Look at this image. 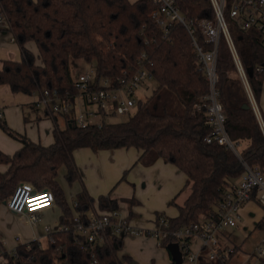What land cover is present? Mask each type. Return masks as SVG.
I'll return each instance as SVG.
<instances>
[{
    "label": "trees",
    "instance_id": "obj_1",
    "mask_svg": "<svg viewBox=\"0 0 264 264\" xmlns=\"http://www.w3.org/2000/svg\"><path fill=\"white\" fill-rule=\"evenodd\" d=\"M177 4L188 18L215 19L212 0H177ZM157 7L154 0H0V12L6 14L21 51L20 60L5 59L0 69V85L8 84L13 92L32 95L48 86L61 94L76 93L72 58L94 62L98 77L116 79L124 70L134 71L143 52L157 82L155 90L138 101L129 119H103L101 125L82 127L71 115L65 116L66 126H55L49 145L14 131L0 116V127L22 142L11 155L0 149V165L6 166L0 170V200L5 203L19 184L27 182L37 190L52 191L62 211L59 228L47 233L44 245L34 239L11 251L4 246L3 264H132L129 255L120 254L124 237L111 234L104 243H88L77 234L74 217L87 220L95 200L83 188L69 204L57 177L64 166L70 185L79 179L74 159L78 148L136 147L143 151L139 161L144 165L162 158L182 170L187 175L183 190L188 195L180 204L176 196L170 201L178 207V214L157 215L167 217L170 230L208 214L243 174L244 163L264 171V130L224 33L218 44L217 88L230 137L247 141L240 155L206 141L210 127L205 111L198 110L197 104L209 90L208 80L197 67L186 28L175 23L165 36L152 16ZM225 19L249 86L259 101L264 85L263 33L255 27L241 29L228 7ZM29 41L36 43L38 54L26 46ZM98 201L102 210L119 209L115 199L101 195ZM173 239H165L163 246ZM233 246L236 254L240 245ZM206 253L204 248L198 264H222L209 260ZM259 260L264 264V255Z\"/></svg>",
    "mask_w": 264,
    "mask_h": 264
},
{
    "label": "built area",
    "instance_id": "obj_2",
    "mask_svg": "<svg viewBox=\"0 0 264 264\" xmlns=\"http://www.w3.org/2000/svg\"><path fill=\"white\" fill-rule=\"evenodd\" d=\"M158 7L152 16L156 23L168 36L170 27L177 23L183 25L192 39L197 67L206 76L209 83L208 92L197 104L198 110H204L210 131L206 136L208 143H216L227 149H231L240 155L241 141L230 137L226 128V113L219 99L217 88V55L221 32L224 33L234 57L239 74L245 83L250 102L257 114L261 127L264 130V119L255 107L253 92L249 86L246 72L234 46L232 36L225 19V9L230 10V17L243 30L255 27L263 33L264 38V0H212L215 19L188 18L180 9L177 0H154ZM0 28L11 33V40L16 42L10 22L5 13L0 12ZM202 40L201 41V37ZM209 45L210 47H207ZM151 61L147 59L145 52L137 60L134 71L124 70L116 79L110 77H98L95 66L79 72L73 77L74 87L77 92L61 94L57 88L44 86L35 91L36 98L33 101L35 108H43L46 114L54 117V113L64 116H72L78 125L86 127L91 124L101 125L105 116L131 115L137 109L140 99L136 98L140 86L153 80V73L149 66ZM259 71L262 67L257 68ZM72 112H74L72 114ZM0 116L1 113H0ZM94 116L103 117L92 121ZM245 170L238 181L228 187L214 208L199 221L176 230H170L167 217H156L153 227L146 228L135 225L121 213L119 209L102 210L93 208L87 220L79 215L74 217L77 234L88 243H104L108 235L118 237L127 235H146L156 239L159 245L168 237L177 242L182 252V257L194 264H198L199 255L205 248L209 260H219L222 264H234L235 247L223 241L222 236L226 230L236 228L242 220L244 205L255 200L264 207V171L257 167L244 163ZM8 208L15 214H35L55 204L52 191L42 192L31 184H19L14 194L7 200ZM44 206L42 209L39 207ZM34 217V216H33ZM227 228V229H226ZM110 232V233H109ZM200 240V245L193 250V240ZM42 244L39 237L36 238ZM170 243V242H169ZM4 242L0 239V257L5 252ZM14 250V249H13ZM264 255L263 242L255 249L254 254L235 264H261L259 257ZM94 264V263H93Z\"/></svg>",
    "mask_w": 264,
    "mask_h": 264
},
{
    "label": "crops",
    "instance_id": "obj_3",
    "mask_svg": "<svg viewBox=\"0 0 264 264\" xmlns=\"http://www.w3.org/2000/svg\"><path fill=\"white\" fill-rule=\"evenodd\" d=\"M26 46L35 54L39 53L34 41H29ZM5 59L20 60L21 51L18 43L11 40V33L0 28V69ZM20 94L23 93L13 92L8 84L0 85L1 117L11 129L26 135L30 140L44 145L51 144L54 140L53 130L56 125L60 126L58 120L56 118H53L52 121L48 119L44 115L45 111L44 116L39 114L40 111L34 107L33 102H31L32 106L25 107L24 102L21 101L26 99ZM254 100L258 113L264 119V85L259 101L255 96ZM15 120L18 122L16 123ZM246 145L247 141H241V149ZM21 146L20 141L11 139L3 131H0L1 150L11 155ZM142 152V149L136 147L98 151L90 147L76 149L74 159L80 177L71 184L72 186L77 182L79 184L73 191V197L75 198L77 192L85 188L94 198L93 207L95 208L99 207L98 197L101 195L115 199L122 214L127 216L133 224L146 228L154 226L158 214H165L169 217L176 216L178 207L170 204V201L176 196V202L180 204L187 197L188 191L183 190L187 182V175L176 165L162 158L157 159L151 165H144L139 161ZM2 208L0 239L4 242L7 250L11 251L19 243L29 242L37 237L40 239L42 236L47 237L48 232H41L35 225L18 226L13 221L16 215L10 212L5 205ZM49 212L44 213L45 216L50 214ZM51 225V230L59 227L56 224ZM238 227L247 236L258 230L260 240L253 244L244 258L237 256L243 247L240 245L232 260L234 264L254 254L256 247L263 242L264 207L255 200L248 201L242 209V220ZM228 230L225 234L226 242L231 240ZM123 242L120 254L129 255L133 259L132 264H172V256L167 247L159 245L156 239L151 236L127 235L123 238ZM3 263L4 259L0 257V264Z\"/></svg>",
    "mask_w": 264,
    "mask_h": 264
},
{
    "label": "rangeland",
    "instance_id": "obj_4",
    "mask_svg": "<svg viewBox=\"0 0 264 264\" xmlns=\"http://www.w3.org/2000/svg\"><path fill=\"white\" fill-rule=\"evenodd\" d=\"M92 64L95 66V63L94 62L93 63L92 62H86L85 60H82V59H74V58H72L71 59V62H70L72 76L73 77H76V75L79 72H82L85 69L89 68L90 65H92ZM239 76H240V74H239ZM156 87H157V82H156L155 79L144 82L140 86L138 92L136 93V98H138V99H145V98H147L155 90ZM20 95H22V97H25V99H26L25 101H21V102H24L25 107H28L29 105L32 106L31 102H33L35 100V98H36V94L35 93H33L31 96H29L28 94H24V93L23 94H20ZM39 111H40L39 114H42V116L46 115V117H48V119H51V121L54 120L53 118H56L58 120V123L61 126V128H64L66 126V121H65L66 118H65V116L63 114H60V113H57L56 112V113H54V117H52V116H49L48 114H45L43 108H40ZM43 113H44V115H43ZM73 113L74 112H72V114ZM134 113H135V110L132 112L131 115H123V116H110V115H107V116H105L104 119L106 121H124V120L129 119L130 116H132ZM99 118L101 120L103 117L101 118L99 116H94L93 119H92V121H96ZM15 122L17 123L18 121L15 120ZM0 131H3L11 139L18 140L17 138L13 137L8 132H6L2 127H0ZM16 132L19 133V131H16ZM18 141H20V140H18ZM4 169H6V166L5 165H0V170H4ZM65 171H66L65 167L62 166L59 169V175H58L57 179L59 180V182L63 186V189L65 190V194H66L65 197L68 200V203L69 204H72V202L74 200V197H73L74 196V193H73V191H75V189H77V187L79 186V184L77 182L74 186L70 185L67 182V180H66V178L64 176ZM25 183H27V182H25ZM27 184H31L35 188V185L34 184H32V183H27ZM46 190L47 189H42L40 191L45 192ZM7 202L8 201H6L4 203V202H2L0 200V213L2 212V210H3L2 207L4 205L7 207V209L10 212H12L8 208ZM48 212L50 214H48V215L45 216L44 213H48ZM61 213H62L61 206L59 204L55 203L52 207L43 209L41 211H38L35 214H32V213L15 214L14 213V215H16V217L13 219V221L15 222V224H17L18 226H21V227H26V226H29L30 227L31 225H35V226H37L41 230V232L43 231L45 233V231L46 232L52 231L51 230V227H50V226H52L51 224L59 225ZM19 216L22 217V218H20ZM46 224H47V226H46ZM45 228H46V230H45ZM228 233L231 234V240H227V242H226L225 240L227 239V237L224 234L222 236V238H223V241L225 243L230 244V245H233L232 243H236L238 245L243 246L242 247V250L239 251L238 254H237L238 257H243L244 258V255L247 254V251L251 249V247L253 246V244L260 240V238H259L260 232H258V230L257 231H254L252 234H250L249 236H247V235L243 234L241 228H239V227L237 228L236 227V228L229 229L228 230ZM40 240L43 243V245L46 243V237L45 236H42V238ZM192 244H193L192 245L193 250H196L198 248V246L200 245V240L197 239V238H195L193 240V243ZM182 264H194V263L191 262V261H189L187 258H184Z\"/></svg>",
    "mask_w": 264,
    "mask_h": 264
},
{
    "label": "water",
    "instance_id": "obj_5",
    "mask_svg": "<svg viewBox=\"0 0 264 264\" xmlns=\"http://www.w3.org/2000/svg\"><path fill=\"white\" fill-rule=\"evenodd\" d=\"M244 106L248 107L249 105L245 104ZM167 249L169 250L172 256V264H182L183 257H182V252L180 250L179 244L177 242H170L167 245Z\"/></svg>",
    "mask_w": 264,
    "mask_h": 264
},
{
    "label": "bare ground",
    "instance_id": "obj_6",
    "mask_svg": "<svg viewBox=\"0 0 264 264\" xmlns=\"http://www.w3.org/2000/svg\"><path fill=\"white\" fill-rule=\"evenodd\" d=\"M44 208V207H43Z\"/></svg>",
    "mask_w": 264,
    "mask_h": 264
}]
</instances>
